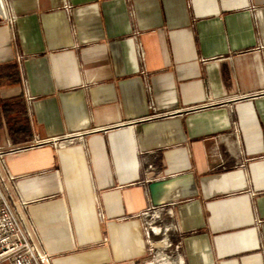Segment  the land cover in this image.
Here are the masks:
<instances>
[{
	"label": "crops",
	"instance_id": "1",
	"mask_svg": "<svg viewBox=\"0 0 264 264\" xmlns=\"http://www.w3.org/2000/svg\"><path fill=\"white\" fill-rule=\"evenodd\" d=\"M5 4L0 175L48 264H264V0Z\"/></svg>",
	"mask_w": 264,
	"mask_h": 264
},
{
	"label": "built area",
	"instance_id": "2",
	"mask_svg": "<svg viewBox=\"0 0 264 264\" xmlns=\"http://www.w3.org/2000/svg\"><path fill=\"white\" fill-rule=\"evenodd\" d=\"M12 19L9 18V23ZM29 99L31 97H28ZM58 145V139L40 140L33 146ZM15 149L13 151H20ZM4 152L0 151V158ZM14 180L13 177L7 176L4 181L7 185ZM0 190V264H48L49 256L46 254L35 234L27 213L28 202L23 200L16 192H11L8 186ZM10 186V185H9ZM155 208L151 207L144 212L155 214ZM149 231L161 234L160 228L149 225ZM178 244L174 245L165 241L163 250L157 252L162 261L167 264L172 263L173 251L177 249ZM170 249V250H169Z\"/></svg>",
	"mask_w": 264,
	"mask_h": 264
},
{
	"label": "rangeland",
	"instance_id": "3",
	"mask_svg": "<svg viewBox=\"0 0 264 264\" xmlns=\"http://www.w3.org/2000/svg\"><path fill=\"white\" fill-rule=\"evenodd\" d=\"M0 159L2 160V158H0ZM0 168H1V163H0ZM0 178H1V181H2L1 184H2V189H3L4 188V184L5 185H7V184L4 181V177H2V175H0ZM9 185H7V186H8V188H9V190L11 192L18 193L15 180H12L11 183H9ZM147 219H148V225H147V227L149 228V225H151L153 227L160 228L161 234H163L165 232L166 227H168V225L166 224L167 222H165V220L163 218H161V214L160 213H158L156 215H154L152 213H149V217ZM159 251H161V250H159Z\"/></svg>",
	"mask_w": 264,
	"mask_h": 264
},
{
	"label": "water",
	"instance_id": "4",
	"mask_svg": "<svg viewBox=\"0 0 264 264\" xmlns=\"http://www.w3.org/2000/svg\"><path fill=\"white\" fill-rule=\"evenodd\" d=\"M0 19H7V8L5 4V0H0Z\"/></svg>",
	"mask_w": 264,
	"mask_h": 264
}]
</instances>
